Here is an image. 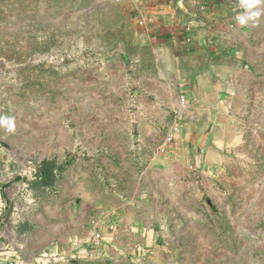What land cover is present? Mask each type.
Listing matches in <instances>:
<instances>
[{
	"label": "rangeland",
	"instance_id": "1",
	"mask_svg": "<svg viewBox=\"0 0 264 264\" xmlns=\"http://www.w3.org/2000/svg\"><path fill=\"white\" fill-rule=\"evenodd\" d=\"M258 7L189 56L117 0H0V264H264Z\"/></svg>",
	"mask_w": 264,
	"mask_h": 264
},
{
	"label": "crops",
	"instance_id": "2",
	"mask_svg": "<svg viewBox=\"0 0 264 264\" xmlns=\"http://www.w3.org/2000/svg\"><path fill=\"white\" fill-rule=\"evenodd\" d=\"M241 0H117L126 26L153 34L159 44H174L189 56L221 42L224 28L237 23ZM0 149V162H7ZM5 156V157H4Z\"/></svg>",
	"mask_w": 264,
	"mask_h": 264
},
{
	"label": "clouds",
	"instance_id": "3",
	"mask_svg": "<svg viewBox=\"0 0 264 264\" xmlns=\"http://www.w3.org/2000/svg\"><path fill=\"white\" fill-rule=\"evenodd\" d=\"M264 4V0H241L240 7L245 11L235 17L237 23L241 26L247 25L249 22H253V25L257 21V18L261 15L259 5ZM8 131H14V122L12 119L4 118L0 120Z\"/></svg>",
	"mask_w": 264,
	"mask_h": 264
}]
</instances>
